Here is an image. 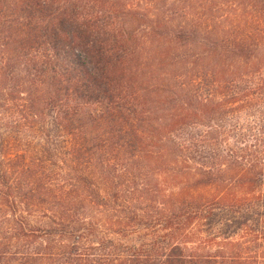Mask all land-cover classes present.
<instances>
[{"label":"trees","instance_id":"1","mask_svg":"<svg viewBox=\"0 0 264 264\" xmlns=\"http://www.w3.org/2000/svg\"><path fill=\"white\" fill-rule=\"evenodd\" d=\"M247 1L256 12L258 6L264 8V0ZM55 10L61 6L51 11L42 0H0L3 77L15 70L19 50L40 48L47 39L69 49L62 58L66 65L50 68L47 102L52 111L63 108L55 125L70 139L71 164L63 170L22 156L0 161V264H264V161L219 174L180 168L176 156L158 141L140 137L142 131L137 134L130 123L133 118L118 110L109 89L111 57L104 48L97 49L98 68L108 78L104 86L100 82L104 107L99 116H91L82 101H93L85 92L97 78L75 51L77 37L59 27ZM130 15L145 24L146 15ZM151 32L157 41L171 35L169 54L186 50L194 39L193 30L173 33L154 26ZM11 81L14 87L21 85L17 78ZM179 89H161L163 105L184 109L176 122L190 123L211 113V106L196 108L193 100L184 101L188 97ZM15 94L0 96V109L11 111L7 103L13 105L10 95ZM31 102L29 108L14 107L21 118L27 110L39 111ZM69 102L71 115L65 110ZM134 179L142 181L139 196L134 188L130 191ZM207 187V195H201ZM136 198L144 209L133 210ZM78 208L86 216L78 215ZM136 233L145 239L137 248L109 238ZM93 240L94 246L89 244Z\"/></svg>","mask_w":264,"mask_h":264},{"label":"rangeland","instance_id":"2","mask_svg":"<svg viewBox=\"0 0 264 264\" xmlns=\"http://www.w3.org/2000/svg\"><path fill=\"white\" fill-rule=\"evenodd\" d=\"M57 1L63 0H42L51 11L61 6L55 10L57 23L77 37L75 51L86 59L97 78L85 92L93 101H82L91 116H99L104 107L100 82L104 86L108 78L97 65L101 58L97 49L104 48L111 57L108 68L114 79L109 89L116 96L118 110L133 118L130 123L137 134L142 131L140 137L158 141L176 156L180 168L219 174L264 161L263 7L258 6L256 12L247 0H67L65 5ZM136 11L146 15L145 24L132 19L130 13ZM251 16L254 20L248 19ZM154 26L173 33L193 30L194 39L186 50L170 55L167 51L173 48V38L165 33L167 40L157 41L151 32ZM45 43L40 48L19 50L13 73L0 74V96L16 93L10 95L13 105L7 103L11 111L0 109V161L22 156L34 164L44 162L51 169L64 170L71 167L70 139L55 125L57 117L63 118V108L52 111L47 93L50 68L64 67L63 57L69 49L49 39ZM83 44L86 46L81 48ZM13 77L22 86L14 87ZM175 88L183 90L188 97L184 101L193 100L194 107L211 106V113L190 123L176 122L184 109L176 111L163 105L161 92ZM31 100L36 102L34 110L39 111L27 110L21 118L15 108H29ZM72 105L69 102L65 109L70 115ZM133 182L130 191L134 188L139 196L144 191L139 185L142 181ZM207 189L200 194L207 195ZM138 199L131 204L136 211L145 208ZM76 212L83 215L81 208ZM92 215L98 217L99 213ZM109 238L134 248L145 241L140 233ZM89 244L94 246L95 240Z\"/></svg>","mask_w":264,"mask_h":264}]
</instances>
